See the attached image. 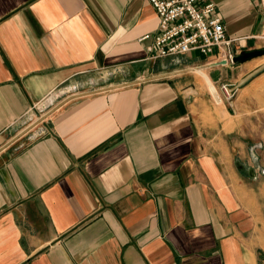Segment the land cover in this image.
Wrapping results in <instances>:
<instances>
[{
    "label": "crops",
    "instance_id": "1",
    "mask_svg": "<svg viewBox=\"0 0 264 264\" xmlns=\"http://www.w3.org/2000/svg\"><path fill=\"white\" fill-rule=\"evenodd\" d=\"M213 1L261 46L259 0ZM158 33L149 0H0V264H264L250 123L209 84L247 64L152 58Z\"/></svg>",
    "mask_w": 264,
    "mask_h": 264
},
{
    "label": "built area",
    "instance_id": "2",
    "mask_svg": "<svg viewBox=\"0 0 264 264\" xmlns=\"http://www.w3.org/2000/svg\"><path fill=\"white\" fill-rule=\"evenodd\" d=\"M159 18V33L148 46L152 58L178 56L192 51L204 55L218 51L217 64H235L232 50L236 39L228 37L227 27L213 0H149ZM264 16V0H259ZM229 84H223L226 89ZM228 91V90H227ZM229 92V91H228Z\"/></svg>",
    "mask_w": 264,
    "mask_h": 264
},
{
    "label": "rangeland",
    "instance_id": "3",
    "mask_svg": "<svg viewBox=\"0 0 264 264\" xmlns=\"http://www.w3.org/2000/svg\"><path fill=\"white\" fill-rule=\"evenodd\" d=\"M258 44L261 46L254 47L252 46L254 44H250L252 47L249 45V49L244 52L264 49V40H259ZM262 57H264V55L246 60V71L250 72L254 70L258 66L257 61ZM225 84L231 85V83ZM249 85L254 87L252 92L248 93L245 89L240 88L236 91L234 96L221 86L218 91L222 97V101L219 102L216 98L215 99L219 103L220 110L225 109V105H227L230 111L231 101H237V107L233 106L237 114L236 117L240 120L244 119L246 123H250L253 141L250 149L251 162L244 163L243 160H238L244 167L242 174L247 182L252 185L260 186L261 183H264V72L261 73L260 76L254 78ZM251 170L254 171V176L250 175ZM258 173L263 174V178L255 180ZM262 203L264 205V197L262 198Z\"/></svg>",
    "mask_w": 264,
    "mask_h": 264
},
{
    "label": "water",
    "instance_id": "4",
    "mask_svg": "<svg viewBox=\"0 0 264 264\" xmlns=\"http://www.w3.org/2000/svg\"><path fill=\"white\" fill-rule=\"evenodd\" d=\"M264 55V49H260V50H255V51H250V52H242L241 54L237 55L235 57V61H246L249 58L252 57H258V56H262ZM264 72V63L258 67H256L254 70L250 71L249 73H247L245 76H243L242 78H240L235 84L230 85L228 87V91L231 95H233L238 89L245 87L248 83H250L254 78H256L257 76H259L261 73ZM206 76V75H205ZM207 77V76H206ZM208 78V77H207ZM210 83V81H209ZM211 84V83H210ZM212 85V84H211ZM212 91V90H211ZM213 93V92H212ZM214 95V94H213ZM215 97V95H214ZM216 99H220L221 97H219V95H217L215 97ZM238 165L244 169L243 165L239 164ZM254 171L251 170L250 171V175L254 176Z\"/></svg>",
    "mask_w": 264,
    "mask_h": 264
},
{
    "label": "bare ground",
    "instance_id": "5",
    "mask_svg": "<svg viewBox=\"0 0 264 264\" xmlns=\"http://www.w3.org/2000/svg\"><path fill=\"white\" fill-rule=\"evenodd\" d=\"M264 63V57H262L261 59H259L258 61H257V65L258 66H260V65H262ZM257 66V67H258ZM250 70V69H249ZM248 70V71H249ZM211 83V82H210ZM209 83V84H210ZM212 84V83H211ZM210 84V89L212 90V92H213V94L215 95V97L217 96V95H219V97H221V95H220V93H219V91H218V89H217V87L216 86H214V84H212L211 85ZM227 90H228V88H227ZM219 102H221L222 101V97L220 98V99H217Z\"/></svg>",
    "mask_w": 264,
    "mask_h": 264
}]
</instances>
